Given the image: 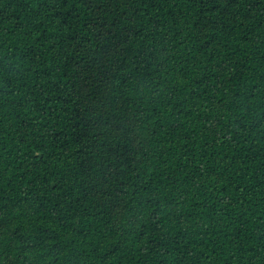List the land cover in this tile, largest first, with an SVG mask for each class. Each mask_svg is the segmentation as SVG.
Here are the masks:
<instances>
[{"label": "trees", "instance_id": "trees-1", "mask_svg": "<svg viewBox=\"0 0 264 264\" xmlns=\"http://www.w3.org/2000/svg\"><path fill=\"white\" fill-rule=\"evenodd\" d=\"M0 264H264V0H3Z\"/></svg>", "mask_w": 264, "mask_h": 264}, {"label": "snow or ice", "instance_id": "snow-or-ice-1", "mask_svg": "<svg viewBox=\"0 0 264 264\" xmlns=\"http://www.w3.org/2000/svg\"><path fill=\"white\" fill-rule=\"evenodd\" d=\"M0 3H3V0H0Z\"/></svg>", "mask_w": 264, "mask_h": 264}]
</instances>
